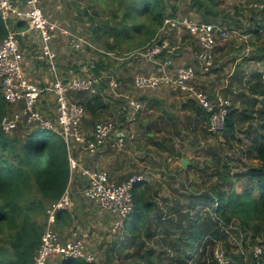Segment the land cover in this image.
I'll list each match as a JSON object with an SVG mask.
<instances>
[{
	"label": "trees",
	"instance_id": "trees-1",
	"mask_svg": "<svg viewBox=\"0 0 264 264\" xmlns=\"http://www.w3.org/2000/svg\"><path fill=\"white\" fill-rule=\"evenodd\" d=\"M186 7L197 12L204 21L222 15V21L228 26L239 23L234 17L227 22L225 18L229 13L221 11L216 0H189ZM177 9L171 0H69L67 4L72 23L86 22L87 36L95 48L87 44L85 48L97 54L90 65L92 75L97 77L109 68L112 56L108 53L124 57L150 42L165 18L175 15ZM237 13L241 10H236ZM26 26L24 21L13 25L17 30ZM261 28L260 23L256 24L248 33L264 40ZM7 31L0 16V40ZM69 64L64 68L77 66ZM238 71V68L234 71L236 83L243 87V76L240 72L238 75ZM252 77L260 82L249 84L250 96L245 100V107L240 109L231 102L221 131L234 137L237 126L251 118L246 131L251 136L250 147L246 151L257 163L236 170L235 159L229 158L227 153L212 155L214 166L208 183L200 186L190 180L185 197L166 207L159 203L148 180H134L131 186L133 209L124 218L123 237L113 241L109 253L119 247L122 252L126 251L125 258L130 264H163L165 255L171 259L167 264H189L196 251L206 256L202 264H264V85L261 84L262 73H252ZM231 88L232 83L225 88V96ZM70 97L84 107L86 128L87 124L94 126L108 110L106 96L102 93L75 91ZM139 100L145 103L143 98ZM187 105L194 110L195 119L203 120L205 131L210 133V113L193 99H188L183 106ZM7 111L0 85V120ZM23 126L19 125L9 134L0 128V264L35 263L47 204L61 196L71 177L69 157L72 153L62 137L55 131ZM21 127L23 132L18 133ZM154 127L160 130L158 125ZM166 140L154 144L173 152L163 144ZM194 165L189 159L188 167L180 165V170L187 173ZM71 222L69 208L57 211L56 225ZM234 234L235 240L241 243L251 240V251L247 254L236 251L235 241L231 239ZM257 247L259 252H256ZM216 250H221V259ZM56 264L99 263L79 258L59 259Z\"/></svg>",
	"mask_w": 264,
	"mask_h": 264
},
{
	"label": "rangeland",
	"instance_id": "rangeland-1",
	"mask_svg": "<svg viewBox=\"0 0 264 264\" xmlns=\"http://www.w3.org/2000/svg\"><path fill=\"white\" fill-rule=\"evenodd\" d=\"M68 1L66 3V0H40V5L44 8V15L48 22L56 25V31H54V37L51 42V47L56 53L54 64L61 71L62 77H64L65 73L62 72L61 68L68 62L70 63L69 65H77V68L75 67L77 73L65 74L67 75L66 77L73 75H75L74 77L93 76L90 71V65L97 57V54L85 48L87 42L91 43L87 36L86 22L72 23L71 19L73 18L67 11ZM244 1L219 0L220 10L229 13V17H226L225 20L229 22L230 17L238 19L239 23H232V25L240 29L242 34L248 33L256 24H261L259 10L246 5L243 3ZM186 5L183 0L178 5L176 15L197 17L198 13L187 9ZM236 10H241V13L236 14ZM219 16L220 19L223 18L222 15ZM64 29L78 36L79 39H76L74 43H78L81 49H77L71 42L70 36L61 31ZM35 33L32 36L29 35L25 40H22L21 37L20 45L22 41L24 43L26 40L34 39L35 43L33 45L40 49V39L37 32ZM259 47L262 48V51L258 52L257 48ZM263 49L264 40L257 39L253 34L246 38L241 35L222 41L215 51L216 66L210 72L197 76L198 85L206 89L218 90L224 95L225 88L232 83V88L226 97L234 103L233 105L242 109L246 106V98L250 96L249 84L255 81L260 82L257 78L252 77V73H262L264 75ZM195 50V43H192L189 51L184 49L178 56L174 57V62L178 64L192 63ZM44 64L48 66L45 59ZM238 64H240L239 67ZM108 66V69L101 71L99 82L91 90L85 92L90 94L102 93L106 96L108 110L98 121H113L116 128L125 132V144L122 150H117L113 145V140H106L96 154L94 156L91 155V158H94L98 165L91 163L88 168L103 169L107 171L112 180L117 182L129 180L134 175L144 178L150 182L152 192L157 193L159 203L166 207L165 205L170 202H177V200H181V197H185L184 194L189 192L188 185L190 180H194L195 184L200 186L208 183L209 172L214 166L212 155L217 157L222 152L227 153L229 158L233 157L235 159L234 167L236 170L245 168V165L257 163L256 160L247 156L246 151L250 147L251 136L246 131L249 127L247 122H252L251 118L237 126L234 137L226 135L224 131L211 135V131L210 133L205 131L203 120L195 119L194 110L189 105L183 106L188 99H192L186 92L173 91L167 88L152 89L134 86V79L137 75H148L156 70L157 64L155 62L129 54L124 57L112 56ZM70 67L72 68V66ZM237 68L239 69L238 75L240 72L243 76V87H238L236 83L234 71ZM109 76L117 80L118 85L116 88L108 85ZM261 84L264 85L262 78ZM150 97L160 98L161 101H155V99ZM131 98H143L145 100L143 107L133 111L129 103ZM44 103L43 101L40 105H37L42 117L53 119L55 115L54 102L50 103L47 111H42L44 108L41 109ZM170 114L175 115L176 118L175 116H170ZM122 115L124 119H122ZM85 117V129L92 131V125L87 124L88 128H86ZM148 124H151V126L147 127ZM19 125L24 124L20 123ZM156 125L159 126L160 130L154 127ZM23 129L21 127L17 132L22 133ZM165 138L167 140L163 144L171 147L173 152L163 146L154 144L155 141H163ZM181 155L188 160H193L195 163L193 167L187 170V173L180 170ZM239 187L237 184V188ZM80 202L81 206L92 209L91 214H85V211L81 212V214L76 213L80 211L81 206H78V208L73 207L72 210V207L69 208L72 216L70 225H80L81 228L89 231L90 240L87 249L94 254V261L99 264H130V261L125 258L126 251L122 252L119 247L111 253L108 252L113 241L123 237L122 227L120 228L121 230L112 232L111 223L113 217L109 213L98 203L89 201L86 198L81 197ZM98 212L101 215L100 217L98 216L97 220L95 216ZM84 225H89L91 228ZM94 225L97 226L95 227ZM98 227H101V229L99 230ZM236 238L235 234L231 238L235 241L233 246L237 248L236 251L245 254L251 251V240L247 239L245 243H241L240 240H235ZM216 251H218L216 255L221 259V250ZM205 260L206 256L200 255L199 251H196L189 264H202ZM57 261H59V257H50L46 264H56ZM170 261L171 259L165 255L163 264H167Z\"/></svg>",
	"mask_w": 264,
	"mask_h": 264
},
{
	"label": "built area",
	"instance_id": "built-area-1",
	"mask_svg": "<svg viewBox=\"0 0 264 264\" xmlns=\"http://www.w3.org/2000/svg\"><path fill=\"white\" fill-rule=\"evenodd\" d=\"M243 3L259 10L264 39V0H245ZM0 16L8 30L5 37L0 40V85L8 108L0 120L1 130L9 134L21 123L33 128L55 131L64 140L70 154L74 148H78L89 156L94 155L108 139L113 140L117 150H122L126 135L122 129L116 128L113 121L100 120L95 123L92 131L85 129V109L71 100L70 93L91 90L101 77L76 76L64 80L59 76L54 64L56 53L51 47L56 25L48 22L40 0H0ZM17 21H24L26 28L15 29L13 25ZM30 31L37 32L40 39L41 56L48 63L52 74L49 85L33 82L24 73V54L20 38ZM61 31L70 36L77 49H81L78 43H74L79 39L76 34L65 29ZM241 35L246 38L252 36V33L242 34L240 29L219 20L204 21L188 15L168 16L150 42L130 53L157 64L154 72L137 75L134 86L186 92L210 113L209 131L218 133L224 126L231 101L218 90L197 85V73L210 72L216 66L215 51L219 43ZM192 43L196 46L192 63H175L174 57L184 49L189 51ZM87 44L95 48L91 43ZM108 54L115 56L114 53ZM262 79L264 80V75ZM108 85L116 88L118 82L109 76ZM45 93L53 97L55 104L53 119L42 117L37 108L39 99ZM129 103L133 111L141 109L144 105L141 100L133 98L129 99ZM69 165L70 171L77 167L72 155L69 157ZM80 172L85 178L83 197L98 203L109 213L113 217L111 230L118 231L122 227L123 219L133 209L131 186L132 182L139 180L140 177L134 175L129 180L117 182L103 169L81 167ZM72 205L69 185L56 201L47 205L34 264H45L50 257L94 261V254L87 249L90 240L87 229L74 226L66 239H62L56 230L57 211L61 208H71ZM256 252H259L258 248Z\"/></svg>",
	"mask_w": 264,
	"mask_h": 264
},
{
	"label": "crops",
	"instance_id": "crops-1",
	"mask_svg": "<svg viewBox=\"0 0 264 264\" xmlns=\"http://www.w3.org/2000/svg\"><path fill=\"white\" fill-rule=\"evenodd\" d=\"M183 0H171V3H175L177 6L182 3ZM186 2V4L188 3L189 0H184ZM217 3H219V0H216ZM44 11V8H42ZM177 14V11L175 13V15ZM199 15L197 14V17H193L195 19H200L198 17ZM220 17V16H219ZM210 18L207 21L210 20H219L222 21L223 19L220 18ZM201 20V19H200ZM35 32L30 31V32H26L25 36L22 37V40L25 38H27L29 35L32 36V34H34ZM36 34V33H35ZM35 43V40H31L29 39L26 40L24 43L22 41L21 47L23 49V54H24V61H23V70L24 73L26 74V76L31 79L33 82L36 83H40L42 85H49V83L52 80V74L50 72V68H48L47 65L44 64V58H42L41 56V49H38V47H35L33 44ZM24 44V45H23ZM23 45V46H22ZM40 48V46H39ZM32 51V52H31ZM73 63V61H72ZM67 66V65H65ZM62 72H64L65 74L68 73H72L75 74L76 72V68L74 66V68L72 67H66V68H61ZM59 76L61 78H63L64 80H68L73 76H68L64 74V77H62V73L61 71H59ZM198 78V77H197ZM200 81V80H199ZM197 83H199L197 81ZM45 102L43 106H41L42 108H44V111L49 110L50 107V103L53 102V97L50 94L45 93L44 96H42L39 99V105L42 102ZM72 156L73 159L76 161L77 163V167L71 171V179L69 182V191H70V195L73 201V205L71 210L74 208H78V206H81V202H80V198H84L83 194H82V189L85 186V178L81 175L80 169L81 167H88V165H91V163L95 164L96 166L98 165L95 161L94 158H91V156H88L86 154H83L82 151L78 148H74L73 152H72ZM94 156V155H93ZM69 209V211H71ZM80 211H77L76 213L81 214V212L85 211V214H91V208L89 207H84L81 206ZM95 214V213H94ZM100 212L97 213V215L95 216V218L98 220V216L100 217ZM86 226V225H84ZM95 227L97 225H94ZM100 226V225H98ZM56 230L58 231L59 235L61 236L62 239H66L69 237V231L74 227V225H55ZM76 227L81 228L80 225H76ZM86 227H90L89 225ZM91 228V227H90ZM99 230L101 229V227H98ZM68 236V237H67Z\"/></svg>",
	"mask_w": 264,
	"mask_h": 264
},
{
	"label": "water",
	"instance_id": "water-1",
	"mask_svg": "<svg viewBox=\"0 0 264 264\" xmlns=\"http://www.w3.org/2000/svg\"><path fill=\"white\" fill-rule=\"evenodd\" d=\"M188 162H189V160L186 159V158H182V159H180V164H181L183 167H187Z\"/></svg>",
	"mask_w": 264,
	"mask_h": 264
}]
</instances>
